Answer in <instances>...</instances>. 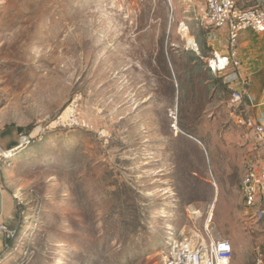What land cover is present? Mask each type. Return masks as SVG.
Returning <instances> with one entry per match:
<instances>
[{
  "label": "rangeland",
  "instance_id": "1",
  "mask_svg": "<svg viewBox=\"0 0 264 264\" xmlns=\"http://www.w3.org/2000/svg\"><path fill=\"white\" fill-rule=\"evenodd\" d=\"M194 7L0 0V264H163L169 229L207 221L229 264H264L241 204L247 128L184 66L206 65Z\"/></svg>",
  "mask_w": 264,
  "mask_h": 264
},
{
  "label": "built area",
  "instance_id": "2",
  "mask_svg": "<svg viewBox=\"0 0 264 264\" xmlns=\"http://www.w3.org/2000/svg\"><path fill=\"white\" fill-rule=\"evenodd\" d=\"M205 25L210 28L227 29L229 33V52L213 51L205 59L210 71L223 78V81L232 90L231 104L235 108L244 102L247 80L242 77L240 67L242 62L237 56L236 46L241 32L252 30L264 33V6L241 7L237 0H205ZM187 32L186 29L184 30ZM188 44L191 49L200 54V48L194 38ZM239 123L244 125L261 141L264 151V114L260 117L250 115L238 116ZM241 193L247 208L256 205L259 199L264 202V164L261 168L249 165L241 179ZM214 205L209 208L210 218ZM191 215L198 213L190 205ZM254 216L264 218V208L254 213ZM204 224V232L196 226L184 225L180 229L167 231V252L163 264H229L233 255V244L230 240L211 235L210 225Z\"/></svg>",
  "mask_w": 264,
  "mask_h": 264
},
{
  "label": "crops",
  "instance_id": "3",
  "mask_svg": "<svg viewBox=\"0 0 264 264\" xmlns=\"http://www.w3.org/2000/svg\"><path fill=\"white\" fill-rule=\"evenodd\" d=\"M191 1L198 5L199 11L194 7L195 14L192 18L195 19V22H193V25L190 28V32L193 35L190 32L189 34L191 36L190 38L193 37L198 43L202 53L201 56L206 58L215 50L222 53H228L230 51L228 30L207 27L204 21L206 5H201L196 2V0ZM259 2L264 6V0H259ZM241 3L246 5L244 2ZM236 53L242 62L240 73L242 77L247 80V84L243 89H245V92L248 93V95L240 107L233 108L230 115L237 126L243 127L239 125V114L250 115L253 117H260L264 114V33H256L252 30L241 32L236 46ZM192 64L195 65V75L197 72L200 73L207 71L204 83L209 84L212 90H214V86L219 87L220 82L215 83V78L218 76L214 75L206 65H202L198 58L194 56L193 52H191L190 56L184 60V66L191 68ZM187 75H191V72L187 73ZM219 93H221V91ZM230 97L231 95H229V99H231ZM219 98L222 100L221 102H224L225 97H223L222 94L219 95ZM229 99L227 103L228 107L232 105L231 101L229 102ZM246 131L249 140L235 142V148L239 154H243L244 157H247L246 160L248 166L254 165L259 169L264 164V151L261 147V141L251 131L247 129ZM241 198V204L245 208V213L249 215L250 219L261 223L264 228V218L259 219L254 216V213L264 208L263 200L259 199L254 207L247 208L242 193Z\"/></svg>",
  "mask_w": 264,
  "mask_h": 264
},
{
  "label": "trees",
  "instance_id": "4",
  "mask_svg": "<svg viewBox=\"0 0 264 264\" xmlns=\"http://www.w3.org/2000/svg\"><path fill=\"white\" fill-rule=\"evenodd\" d=\"M237 2H238V5L241 6V7H256L258 5H261L260 2H259V0H240V1H237ZM241 2L246 3V5H243ZM192 81H193V79H192V72H191V75H187V82L185 84H191ZM217 82H220V85H219L218 88L221 89V91H223L226 94H229V95L232 96V90L222 80V78L216 77L215 78V83H217ZM245 98H246V96H245ZM245 98H244V101H245ZM181 128L183 129V125H181ZM188 134H191V133L188 132Z\"/></svg>",
  "mask_w": 264,
  "mask_h": 264
},
{
  "label": "water",
  "instance_id": "5",
  "mask_svg": "<svg viewBox=\"0 0 264 264\" xmlns=\"http://www.w3.org/2000/svg\"><path fill=\"white\" fill-rule=\"evenodd\" d=\"M19 131H21V128L18 129ZM2 212V196H1V191H0V214Z\"/></svg>",
  "mask_w": 264,
  "mask_h": 264
},
{
  "label": "bare ground",
  "instance_id": "6",
  "mask_svg": "<svg viewBox=\"0 0 264 264\" xmlns=\"http://www.w3.org/2000/svg\"><path fill=\"white\" fill-rule=\"evenodd\" d=\"M191 37V36H190ZM193 38V37H192ZM192 38H189L190 42L193 40Z\"/></svg>",
  "mask_w": 264,
  "mask_h": 264
}]
</instances>
